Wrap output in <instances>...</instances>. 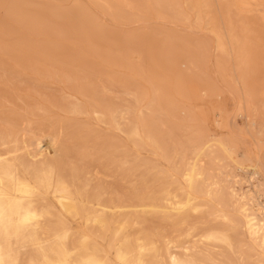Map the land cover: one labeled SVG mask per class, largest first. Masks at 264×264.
<instances>
[{
    "label": "rangeland",
    "instance_id": "374dc122",
    "mask_svg": "<svg viewBox=\"0 0 264 264\" xmlns=\"http://www.w3.org/2000/svg\"><path fill=\"white\" fill-rule=\"evenodd\" d=\"M0 194V264H264V0H0Z\"/></svg>",
    "mask_w": 264,
    "mask_h": 264
},
{
    "label": "bare ground",
    "instance_id": "6f19581e",
    "mask_svg": "<svg viewBox=\"0 0 264 264\" xmlns=\"http://www.w3.org/2000/svg\"><path fill=\"white\" fill-rule=\"evenodd\" d=\"M37 212L36 211H26L23 215H22V219L24 222H28L30 220L36 219L37 218ZM11 217V213L10 210L8 209L6 203H5V198L3 197V195L0 194V232L7 227V224L9 223V219ZM261 227H256L252 224H250V231L253 235H255L256 237H262L263 236V231H261ZM35 241H38V239L35 237V235L33 236ZM58 239H62L61 235L57 236ZM0 257H1V249H0ZM173 264H187L182 262L176 255L173 256ZM91 264H102V262L100 261H95Z\"/></svg>",
    "mask_w": 264,
    "mask_h": 264
}]
</instances>
